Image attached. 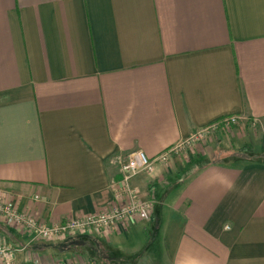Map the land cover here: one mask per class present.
Listing matches in <instances>:
<instances>
[{"label": "crops", "instance_id": "obj_1", "mask_svg": "<svg viewBox=\"0 0 264 264\" xmlns=\"http://www.w3.org/2000/svg\"><path fill=\"white\" fill-rule=\"evenodd\" d=\"M229 115L257 149L218 152ZM206 126L132 178L151 206L118 227L31 241L0 217L16 264H264V0H0L1 201L47 225L107 211L129 152Z\"/></svg>", "mask_w": 264, "mask_h": 264}, {"label": "built area", "instance_id": "obj_2", "mask_svg": "<svg viewBox=\"0 0 264 264\" xmlns=\"http://www.w3.org/2000/svg\"><path fill=\"white\" fill-rule=\"evenodd\" d=\"M227 126L237 122V116L224 117ZM211 133V126L197 130L186 141L165 148L154 157H149L142 150H133L122 159L119 167L120 178L112 182L113 199L117 202L107 211L94 212L82 217L63 220L47 225L37 217L18 211L13 206L0 200V217L6 225L17 226L21 231L28 234L33 240H61L69 235L88 237L98 235L107 228L118 227L124 224L129 214L149 208L151 203L142 200L138 190L131 186V180L140 172H150L158 162H168L179 148L202 147V142ZM226 229L228 225L224 226ZM24 249L7 246L0 242V264H16V252ZM25 264H46L34 259ZM53 264H101L92 257L73 256L71 259Z\"/></svg>", "mask_w": 264, "mask_h": 264}, {"label": "rangeland", "instance_id": "obj_3", "mask_svg": "<svg viewBox=\"0 0 264 264\" xmlns=\"http://www.w3.org/2000/svg\"><path fill=\"white\" fill-rule=\"evenodd\" d=\"M225 132L226 133H223L222 131H220L217 134L218 137H221V140H222L220 145H218L219 146L218 152L222 150H224L226 153H229L231 150L232 152L233 151L236 152L238 150L239 151L242 150V147H248L247 148L249 149L248 151H251L253 149H257L256 147L260 144L259 141H252L250 143H245L244 141H250L248 137L249 132L246 128L244 129L241 126H239L237 122L233 124V126H230L229 130H225ZM209 136L210 135H208V137ZM200 150H201V147H200Z\"/></svg>", "mask_w": 264, "mask_h": 264}, {"label": "trees", "instance_id": "obj_4", "mask_svg": "<svg viewBox=\"0 0 264 264\" xmlns=\"http://www.w3.org/2000/svg\"><path fill=\"white\" fill-rule=\"evenodd\" d=\"M231 126H232V125H231ZM154 237L156 238V236H154ZM154 237H153V239H155Z\"/></svg>", "mask_w": 264, "mask_h": 264}]
</instances>
